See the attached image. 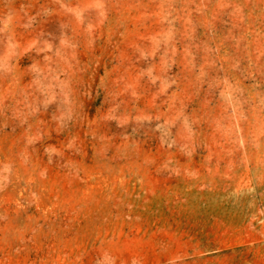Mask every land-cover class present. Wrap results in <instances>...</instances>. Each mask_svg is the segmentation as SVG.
I'll use <instances>...</instances> for the list:
<instances>
[{"label": "rangeland", "instance_id": "rangeland-1", "mask_svg": "<svg viewBox=\"0 0 264 264\" xmlns=\"http://www.w3.org/2000/svg\"><path fill=\"white\" fill-rule=\"evenodd\" d=\"M0 264H264V0H0Z\"/></svg>", "mask_w": 264, "mask_h": 264}]
</instances>
